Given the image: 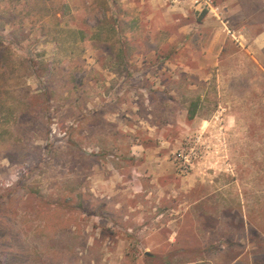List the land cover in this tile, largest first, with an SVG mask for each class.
Wrapping results in <instances>:
<instances>
[{"label":"rangeland","instance_id":"obj_1","mask_svg":"<svg viewBox=\"0 0 264 264\" xmlns=\"http://www.w3.org/2000/svg\"><path fill=\"white\" fill-rule=\"evenodd\" d=\"M214 6L0 0V264H264V0Z\"/></svg>","mask_w":264,"mask_h":264},{"label":"built area","instance_id":"obj_2","mask_svg":"<svg viewBox=\"0 0 264 264\" xmlns=\"http://www.w3.org/2000/svg\"><path fill=\"white\" fill-rule=\"evenodd\" d=\"M202 1L205 9H208L211 12H215L214 0H202Z\"/></svg>","mask_w":264,"mask_h":264},{"label":"trees","instance_id":"obj_3","mask_svg":"<svg viewBox=\"0 0 264 264\" xmlns=\"http://www.w3.org/2000/svg\"><path fill=\"white\" fill-rule=\"evenodd\" d=\"M196 112H197V106L192 107V108L190 109V117H194L195 114H196ZM235 259H237V258H235ZM235 259H234V260H235Z\"/></svg>","mask_w":264,"mask_h":264},{"label":"crops","instance_id":"obj_4","mask_svg":"<svg viewBox=\"0 0 264 264\" xmlns=\"http://www.w3.org/2000/svg\"><path fill=\"white\" fill-rule=\"evenodd\" d=\"M233 262H234L233 264H235V262H236V259H235V260H233Z\"/></svg>","mask_w":264,"mask_h":264}]
</instances>
